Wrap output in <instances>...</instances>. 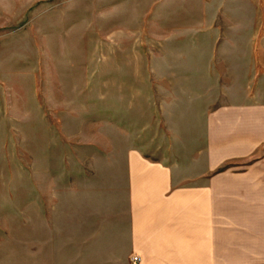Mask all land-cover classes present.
Here are the masks:
<instances>
[{"label":"rangeland","instance_id":"1","mask_svg":"<svg viewBox=\"0 0 264 264\" xmlns=\"http://www.w3.org/2000/svg\"><path fill=\"white\" fill-rule=\"evenodd\" d=\"M213 138L216 173L264 164V0H0V264H46L131 154L187 181Z\"/></svg>","mask_w":264,"mask_h":264},{"label":"crops","instance_id":"2","mask_svg":"<svg viewBox=\"0 0 264 264\" xmlns=\"http://www.w3.org/2000/svg\"><path fill=\"white\" fill-rule=\"evenodd\" d=\"M127 168L126 181L65 197L46 264H264V164L216 173L213 138L187 181L137 152Z\"/></svg>","mask_w":264,"mask_h":264},{"label":"built area","instance_id":"3","mask_svg":"<svg viewBox=\"0 0 264 264\" xmlns=\"http://www.w3.org/2000/svg\"><path fill=\"white\" fill-rule=\"evenodd\" d=\"M132 260H133V264H139L140 262L139 256H134Z\"/></svg>","mask_w":264,"mask_h":264}]
</instances>
